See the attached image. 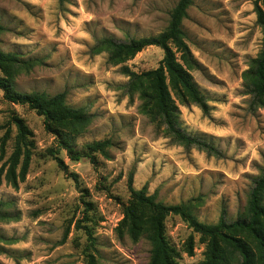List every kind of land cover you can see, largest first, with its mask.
I'll return each mask as SVG.
<instances>
[{
    "label": "rangeland",
    "instance_id": "rangeland-1",
    "mask_svg": "<svg viewBox=\"0 0 264 264\" xmlns=\"http://www.w3.org/2000/svg\"><path fill=\"white\" fill-rule=\"evenodd\" d=\"M177 2L0 0V25L6 28L0 48L25 62L14 75L16 89L48 95L66 91L69 106L83 107L91 121L67 129L78 150L96 140L113 142L96 164L88 157L72 160L60 150L64 171L52 153L57 137L46 130L44 117L8 101L0 88V154L7 134L0 159L6 215L0 218V264H85V227L96 238L98 264H150L148 240H134L117 229L131 174L135 188L146 185L165 204H188L202 222L215 223L223 213L235 220L245 212L264 168V106L253 102L244 78L262 46L254 0H193L182 20L199 64L189 71L211 111L180 104L181 127L213 144L217 154L175 141L142 111L138 94L124 87L128 77L122 67L136 72L156 68L164 54L160 47L149 46L120 62L96 48L102 38L128 41L159 34ZM13 113L33 133L28 170L22 178L21 162L15 168L16 185L6 176L18 132ZM165 226L169 242L180 252L179 264L202 261L205 245L198 233L178 215H169ZM190 237L191 255L186 251Z\"/></svg>",
    "mask_w": 264,
    "mask_h": 264
},
{
    "label": "trees",
    "instance_id": "trees-1",
    "mask_svg": "<svg viewBox=\"0 0 264 264\" xmlns=\"http://www.w3.org/2000/svg\"><path fill=\"white\" fill-rule=\"evenodd\" d=\"M192 1L178 0L170 13L167 27L155 36L132 38L128 41L102 38L96 48L106 50L110 61L120 62L149 46L160 47L164 54L156 68L136 72L128 66L122 67L123 73L128 77L124 87L130 94H138L142 111L153 122L163 127L167 135L175 141L186 147H197L209 154H217L218 149L213 144L187 133L180 122V104L194 103L204 114L211 111L207 97L189 71L199 66L182 27V20L187 16ZM254 11L263 35L262 46L244 72V78L250 88L253 102L264 106V0H254ZM5 29L0 25V33ZM24 63L19 54L0 48V88L4 91V97L10 102L28 105L44 117L46 130L57 137V148L52 153L64 171H68L67 165L58 156L62 149L72 160L88 157L96 164L99 154H108L113 145L112 140L105 138L88 142L78 150L73 145L67 129L87 125L91 121V115L83 107L69 106L66 103V91L48 95L39 91L27 93L17 90L13 78ZM11 120L18 132L13 152L7 160L10 166L6 176L16 185L15 168L21 162L19 175L22 178L28 170L33 133L16 114H11ZM2 127L0 124V129ZM6 138L7 134L2 139L0 159L5 155ZM71 175L77 180L75 173ZM128 189L129 198L121 202L123 217L117 228L118 233L123 235L127 232L134 240L145 237L151 246L150 264H179L180 252L169 242L166 234L165 221L169 215L180 216L200 235L205 250L204 258L198 264H264V168L254 180L245 212L235 220H228L223 213L218 221L212 224L200 221L188 204H165L157 201L146 185L135 188L133 174L128 178ZM3 205L4 202L0 201V218L6 217L2 210ZM85 229L88 239L84 249L85 264H98L96 238L91 228ZM186 251L190 255L194 252V241L191 237Z\"/></svg>",
    "mask_w": 264,
    "mask_h": 264
}]
</instances>
